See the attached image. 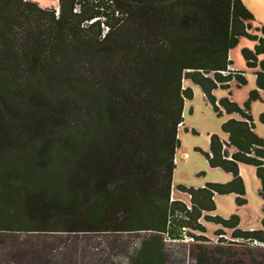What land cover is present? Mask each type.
<instances>
[{"label":"trees","instance_id":"1","mask_svg":"<svg viewBox=\"0 0 264 264\" xmlns=\"http://www.w3.org/2000/svg\"><path fill=\"white\" fill-rule=\"evenodd\" d=\"M250 20L241 0H55L44 8L0 0V244L12 237L0 264H50L45 244L29 242L28 256L15 245L21 231L145 232L125 264H166V239L193 242L189 264H216L202 219L220 225L215 244L222 228L233 240L264 243L260 228L215 214L212 199L232 192L244 202L239 163L255 166L264 199V135L249 113L258 90L264 105V25L252 33ZM239 36L253 42L240 54L256 68L241 106L212 93L231 78L245 82L227 56ZM182 79L215 115L235 114L220 125L225 139L210 133L208 149L196 147L230 181L176 184L187 202L170 194L176 132L192 95ZM257 119L264 124V110Z\"/></svg>","mask_w":264,"mask_h":264},{"label":"rangeland","instance_id":"2","mask_svg":"<svg viewBox=\"0 0 264 264\" xmlns=\"http://www.w3.org/2000/svg\"><path fill=\"white\" fill-rule=\"evenodd\" d=\"M39 7L44 8L55 4V0H32ZM245 6L253 15L250 20V32L258 33L254 30L256 26L264 25V0H242ZM246 46L252 48L253 42L244 36H239L234 46L229 49L228 57L231 59L233 69L242 70L245 82L237 84L235 79H230L226 88L216 87L212 90L216 99L228 95L232 102L241 106L246 100L248 92L254 88V69L245 65L240 54L241 48ZM264 55V54H263ZM183 87L190 88L192 95L184 100L182 108V125L177 128L176 136L179 145L174 150V166L172 169V181L170 194L172 198L180 201H187L188 195L180 192L175 185L180 183L184 186H201L204 182H223L222 179L231 175L229 172L220 168L208 166L207 161L201 153L196 150L208 149V134L214 133L220 139H225L220 125L227 117H235V114L224 113L215 115L209 103L203 97L199 87L190 80H182ZM259 97L249 102V113L251 115L253 130L255 135L260 136L264 133L263 123L258 121V114L263 108L260 97L262 93L258 90ZM253 165L240 163L238 171L244 181V202L237 205L234 202V193H223L214 195L215 205L214 213L221 217H228L235 214L238 219V225L243 229H257L264 231V199L258 192V179L255 175ZM264 169V162H263ZM205 231L204 234L209 238V242L204 245L210 250H215L213 260L216 264H264V244L249 245L242 240H233L225 233L222 243H214L213 232L220 228V225L211 223V221L201 220ZM226 229L227 232L229 229ZM16 239L15 245L28 256L32 244H45L46 251L49 254L50 264L62 260L66 264H125L128 260L130 251L139 245L146 233L139 231L136 233H64V232H14ZM10 237H5L8 247L11 241ZM242 241V242H241ZM212 242V243H211ZM193 242H184L176 240H165L164 249L167 251L168 262L166 264H189L193 256L190 252ZM3 246V247H4ZM216 248H221L216 252ZM54 261V262H53ZM52 262V263H51ZM55 262V263H56Z\"/></svg>","mask_w":264,"mask_h":264},{"label":"crops","instance_id":"3","mask_svg":"<svg viewBox=\"0 0 264 264\" xmlns=\"http://www.w3.org/2000/svg\"><path fill=\"white\" fill-rule=\"evenodd\" d=\"M241 2H242V4L245 6V4L243 3V1L241 0ZM246 7V6H245ZM247 8V7H246ZM248 9V8H247ZM249 10V9H248ZM250 11V10H249ZM253 16V15H252ZM250 23V22H249ZM247 31H250V28H247ZM244 47H246V46H244ZM249 48V47H248ZM229 52V51H228ZM228 52H227V56H228ZM261 56H258V58H260ZM229 58V57H228ZM231 67H232V65H231ZM232 69H233V67H232ZM237 70H239V69H237ZM242 71V70H241ZM243 73V72H242ZM183 80V79H182ZM181 86H183L182 85V83H181ZM262 110H264V105H263V108H262ZM261 110V111H262ZM260 111V112H261ZM259 112V113H260ZM252 120V119H251ZM264 125V124H263ZM254 131V130H253ZM263 135H264V133H263ZM261 136V135H260ZM264 162V161H263ZM240 164V163H239ZM239 166V165H238ZM238 166H237V169H238ZM214 168H217V167H214ZM227 172V171H226ZM238 173H239V171H238ZM230 174V173H229ZM231 175V174H230ZM239 175H240V173H239ZM241 176V175H240ZM241 178H242V176H241ZM231 179V178H230ZM229 179L227 178V177H225L224 179H222V181L223 182H226V181H228ZM242 180H243V178H242ZM230 181V180H229ZM243 183H244V181H243ZM203 185V184H202ZM201 185V186H202ZM258 186H259V184H258ZM198 187H200V186H198ZM243 188H244V184H243ZM216 195V194H215ZM172 198V197H171ZM214 198V197H213ZM212 198V199H213ZM185 202H187V201H185ZM237 227H239V228H241L238 224H237ZM241 229H243V228H241ZM223 230V232L224 233H227V234H229V232L231 231V230H229L228 232H227V230L226 229H222ZM243 230H248V229H243ZM41 264V263H40ZM42 264H45V263H42Z\"/></svg>","mask_w":264,"mask_h":264},{"label":"built area","instance_id":"4","mask_svg":"<svg viewBox=\"0 0 264 264\" xmlns=\"http://www.w3.org/2000/svg\"><path fill=\"white\" fill-rule=\"evenodd\" d=\"M219 236H223V235L220 234V235H218V237H219ZM250 243H251V244H259V245H260V244H264V243L259 242V240H256V239H252V240H250Z\"/></svg>","mask_w":264,"mask_h":264}]
</instances>
